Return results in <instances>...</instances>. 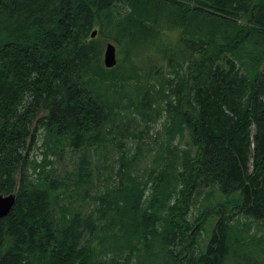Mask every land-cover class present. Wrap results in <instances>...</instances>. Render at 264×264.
I'll return each mask as SVG.
<instances>
[{
  "label": "trees",
  "instance_id": "16d2710c",
  "mask_svg": "<svg viewBox=\"0 0 264 264\" xmlns=\"http://www.w3.org/2000/svg\"><path fill=\"white\" fill-rule=\"evenodd\" d=\"M94 27L121 44L129 72L102 65ZM177 31L174 41L161 40ZM151 47L166 72L150 51L142 57ZM126 79L139 81L136 100L106 90V82L116 88ZM159 106L166 139L149 172L136 174L140 155H129L124 139L145 136ZM131 114L140 118L129 121ZM185 133L179 150L172 142ZM40 135L53 154L79 153L74 189L88 195L93 169L103 179L91 212L61 206L54 215L63 183L49 177L50 161L44 156L28 172ZM110 141L117 167L104 150L103 169L93 168L89 152ZM212 186L246 220L232 226L221 217L201 249L203 213L194 226L185 214L194 192ZM11 192L15 203L0 218V264H227L264 256V247L249 249L264 236L252 242L239 228L264 222V0H0V193Z\"/></svg>",
  "mask_w": 264,
  "mask_h": 264
},
{
  "label": "rangeland",
  "instance_id": "374dc122",
  "mask_svg": "<svg viewBox=\"0 0 264 264\" xmlns=\"http://www.w3.org/2000/svg\"><path fill=\"white\" fill-rule=\"evenodd\" d=\"M95 30L94 36H91V38L101 40L103 42L102 44V51H101V63H103V51L107 43H111L115 47V58L116 63L114 66L116 68L117 72H123L124 70L126 72L130 71V66L128 65V62L126 63L124 61V49L121 46V44H118L111 38H105L102 37L99 34V28L94 27L92 31ZM91 31V32H92ZM178 37V31L177 32H168L161 35V40L163 41H174ZM157 48L151 47L146 48L142 50V57H144V60L147 61L145 56H149V51L151 52L149 58L153 62V64H156V66H161L162 68H165V58L161 54L160 51L156 50ZM141 53V52H140ZM155 62V63H154ZM134 63L137 67H141L143 69V62L142 59H135ZM106 68V67H105ZM146 69V68H144ZM165 72L167 68L163 69ZM139 81H135L133 79H126L125 81L119 83V87L114 88L110 84L112 82H106V90L110 92L112 89L115 90H125V95L129 97L137 98V94H135V85ZM156 81H153V84H155V87H159ZM155 106H157V103L155 102ZM161 109V106H159ZM165 111H160L159 115H156L154 119H152L149 128L143 132L145 136H143L140 140H134L133 138H125L124 143L125 147L129 150V155H132L133 153L137 152L139 153L140 157L138 158L136 162V169L133 171L136 174L140 173H148L150 170V167H152L153 164V156L156 155V150L159 147L160 143H163L165 141V136L163 133L162 123L165 121ZM134 114H131L128 116L129 121L132 120L134 117ZM138 118V115L136 117ZM253 132V127H252ZM39 139L35 142L30 144L29 149V160L30 163L28 165V172H31L33 169H38L37 164H42L43 157H47V159L50 161L49 163H44V168L46 171H49L50 175L49 177L52 179H56L58 181H61L63 183L62 186H60L58 189L54 191V195L57 196L56 202L53 203V209L55 210L54 215L57 219H59L61 215L60 207L64 206L66 209H68L67 214L74 213L76 210H79L83 215H86L87 213L92 211L93 206L95 205L94 200L92 197L96 195V192L99 190V187L101 188L102 180L103 179H97L94 175V169H93V180L92 183L84 185L86 190L88 191V195L83 192V188H80L78 190L74 189V177L70 175L71 171H74L75 168V161L76 157L79 155L77 151H68L65 150L63 152H58L57 154H53L50 149L46 145L47 143L44 142V139L42 138V135L38 137ZM117 141V140H115ZM187 141L188 137L185 133L184 137L182 139H177L172 142V144H176L179 147V150L185 149L187 147ZM49 149V150H48ZM107 153V157L110 159L112 163L113 169L117 167V162L115 159L119 155V151L114 149L113 142H108L106 148L99 147V148H93L89 152V157L92 161L93 168H100L103 169L105 165V158L103 157L105 154L101 155V151H104ZM100 154L101 156H99ZM170 156V155H169ZM166 157L168 155L166 154ZM180 160V159H179ZM171 161V160H170ZM167 162V159H164L161 162V166ZM160 166V167H161ZM177 167L179 168V161ZM160 169V168H159ZM35 174L33 173V176ZM32 176V177H33ZM153 176L150 177V182L145 190V201H148L153 196ZM225 195L221 193V191L218 189L217 186L212 187H205V188H198L194 194L192 199L189 202L188 209L185 214V218L190 221V223L193 222V226L197 225V221L195 219L202 215L203 213V225L207 231H202L199 229V235L197 237L198 240V247L201 249L205 247L207 243V237L209 234V231L212 227L219 221L221 217H223L230 225H235L239 221L240 224H242L246 219L243 216H239L237 218L236 210L232 206L229 209V206L226 205ZM205 216V217H204ZM237 219H240L236 221ZM202 222V219L199 218L198 222ZM241 221V222H240ZM246 226V227H245ZM196 227V226H195ZM194 227V229H195ZM239 228L240 230L245 234H247V239L251 238L250 241H254L253 238H257L258 240H261V238L264 236V222H250V224L247 225H241ZM190 234H192L193 230H188ZM208 232V233H207ZM191 237L189 236V239ZM256 241V240H255ZM95 243V242H93ZM256 242H253L249 245V249L252 251V253H256L257 251L261 250L264 247V241L261 243V245H256ZM260 253V252H259ZM262 253V251H261ZM144 254L139 256V261L144 260ZM231 260V262H230ZM226 263L227 264H264V256L263 255H253L250 257H241V256H234V258H231Z\"/></svg>",
  "mask_w": 264,
  "mask_h": 264
},
{
  "label": "water",
  "instance_id": "95a60500",
  "mask_svg": "<svg viewBox=\"0 0 264 264\" xmlns=\"http://www.w3.org/2000/svg\"><path fill=\"white\" fill-rule=\"evenodd\" d=\"M95 30L91 32L94 36ZM103 63L106 68H111L116 63L115 47L111 43H107L103 51ZM16 193L11 192L8 194L0 193V218L5 217L11 211L15 203Z\"/></svg>",
  "mask_w": 264,
  "mask_h": 264
}]
</instances>
